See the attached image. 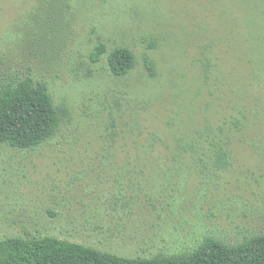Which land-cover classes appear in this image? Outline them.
Masks as SVG:
<instances>
[{"label": "rangeland", "instance_id": "obj_1", "mask_svg": "<svg viewBox=\"0 0 264 264\" xmlns=\"http://www.w3.org/2000/svg\"><path fill=\"white\" fill-rule=\"evenodd\" d=\"M0 74L46 83L60 116L0 144V238L152 257L264 234V0H0Z\"/></svg>", "mask_w": 264, "mask_h": 264}, {"label": "trees", "instance_id": "obj_2", "mask_svg": "<svg viewBox=\"0 0 264 264\" xmlns=\"http://www.w3.org/2000/svg\"><path fill=\"white\" fill-rule=\"evenodd\" d=\"M105 51V45L98 43L91 60L98 61ZM107 62L114 76H123L135 59L128 48L115 47L108 52ZM146 66L153 74L150 61ZM59 122L46 83L29 74H0V144L20 149L37 146L55 132ZM0 264H264V234L234 245L206 237L190 252L152 257H124L49 235L10 236L0 238Z\"/></svg>", "mask_w": 264, "mask_h": 264}]
</instances>
